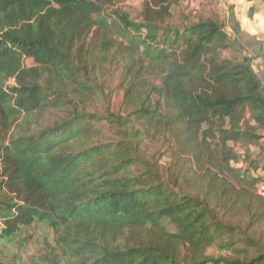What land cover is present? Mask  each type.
I'll list each match as a JSON object with an SVG mask.
<instances>
[{
	"label": "trees",
	"instance_id": "16d2710c",
	"mask_svg": "<svg viewBox=\"0 0 264 264\" xmlns=\"http://www.w3.org/2000/svg\"><path fill=\"white\" fill-rule=\"evenodd\" d=\"M123 1L0 0V238L47 225L46 264H264V42L232 5Z\"/></svg>",
	"mask_w": 264,
	"mask_h": 264
},
{
	"label": "rangeland",
	"instance_id": "374dc122",
	"mask_svg": "<svg viewBox=\"0 0 264 264\" xmlns=\"http://www.w3.org/2000/svg\"><path fill=\"white\" fill-rule=\"evenodd\" d=\"M144 0H124L119 3V7L125 12L131 14L133 18H136L141 11V6ZM258 5H264L263 1L258 2ZM255 11L259 9L255 5ZM229 5L225 0H183L181 5L174 8V17L177 23H182L184 19H198V18H216L225 20L229 14ZM237 19L240 21L244 31L252 34V26L264 27V20L262 19L257 24L253 18L248 16L240 17V12L236 11ZM255 13V14H256ZM261 19V18H260ZM253 23V24H252ZM249 30L251 32H249ZM263 32L255 35L260 41L264 42V29ZM254 36V35H253ZM255 63V69L258 71V64ZM26 67L33 66L32 60L25 61ZM105 71V76H102V81L106 86V92L110 97V105L112 110L118 111L123 101L124 92L121 89L120 74L121 71L115 67L109 66ZM10 85H14L15 81L11 80ZM99 110H102L100 105ZM264 146V141L262 142ZM151 148L155 152H161L158 147L152 146ZM253 152L256 156L260 155L262 163H264V147H254ZM164 164L168 163L165 158ZM1 227V225H0ZM54 235L52 230L44 224H36L30 229H24L21 231L20 236L14 237L10 240L0 238V262L3 264H46L42 261V256L48 250L49 245H53Z\"/></svg>",
	"mask_w": 264,
	"mask_h": 264
},
{
	"label": "crops",
	"instance_id": "0c3cea01",
	"mask_svg": "<svg viewBox=\"0 0 264 264\" xmlns=\"http://www.w3.org/2000/svg\"><path fill=\"white\" fill-rule=\"evenodd\" d=\"M225 1H226V4H228L229 6H231V5L235 6V10L240 12V17L248 16L249 9L251 7H255V5H256L257 7H259L260 11L258 10L257 13L255 14L254 22L257 24L262 19L264 20V5H260V6L258 5V2H260L261 0H258L256 2H252V3L248 2L247 0H225ZM263 29H264V27L252 26L251 31H252V34L255 36V35L263 32L262 31ZM251 31L249 30V32H251Z\"/></svg>",
	"mask_w": 264,
	"mask_h": 264
},
{
	"label": "built area",
	"instance_id": "2783aa9c",
	"mask_svg": "<svg viewBox=\"0 0 264 264\" xmlns=\"http://www.w3.org/2000/svg\"><path fill=\"white\" fill-rule=\"evenodd\" d=\"M258 189H259V193H260L262 196H264V184H260V185L258 186Z\"/></svg>",
	"mask_w": 264,
	"mask_h": 264
}]
</instances>
